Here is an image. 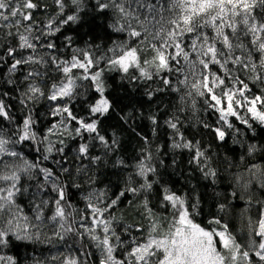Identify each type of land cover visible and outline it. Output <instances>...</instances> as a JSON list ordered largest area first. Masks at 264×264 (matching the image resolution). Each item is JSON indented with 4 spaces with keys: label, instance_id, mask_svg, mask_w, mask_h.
<instances>
[{
    "label": "snow or ice",
    "instance_id": "6c2138e0",
    "mask_svg": "<svg viewBox=\"0 0 264 264\" xmlns=\"http://www.w3.org/2000/svg\"><path fill=\"white\" fill-rule=\"evenodd\" d=\"M259 132L264 0H0V264H264Z\"/></svg>",
    "mask_w": 264,
    "mask_h": 264
},
{
    "label": "trees",
    "instance_id": "16d2710c",
    "mask_svg": "<svg viewBox=\"0 0 264 264\" xmlns=\"http://www.w3.org/2000/svg\"><path fill=\"white\" fill-rule=\"evenodd\" d=\"M86 27L82 28L81 31H86ZM108 83L111 85L109 88V94L112 98H115L117 101L121 103V107L123 104L128 103V100L125 98L126 97V89L128 88L127 82H124V86H121V81L119 80V77H115L114 79H110ZM139 97V94H137ZM145 110H147V105H145ZM208 119L212 120L214 118L209 117ZM117 123V116L113 114L112 118L109 120H106L104 122V127L108 128L109 133L113 130L111 126L116 125ZM142 125V131L144 132L145 135L149 137V139H152L151 136V130L148 122L145 121H140L138 122ZM118 135L121 138V142L124 146V152L121 153L125 155L126 158H128L129 163H133L131 157L135 156L136 153L139 151V148L142 146V142L139 140V137L135 136L134 134L131 133L130 129L128 128L127 125L124 126L123 129L118 130ZM160 136V139L156 140L155 143H163L166 140V133L162 130L161 133H158ZM186 135L189 136H195L196 139H201V136L204 135V139H208V135L205 134V130L202 128H190L186 132ZM261 141H264V132H259V135L257 137V140L251 141L253 143H259ZM229 144H231V139L229 138ZM237 151H239V147L237 146ZM186 157V154H185ZM256 162L259 163H264V160H260L259 157H256ZM189 169L186 166V162L184 164H181L178 168H169L167 172L165 173L164 179L168 180L170 182V185L173 188H179L182 191L187 190V188H191L193 185H196L198 182V174H194V176H189ZM111 180L114 184L116 183H121L122 184V179L121 177L117 175H111ZM200 191L201 189H197ZM154 200V204L155 199ZM211 203V201L205 200L204 208L205 211H207L208 204ZM158 206V204H156ZM123 207V206H122ZM131 219V218H130ZM241 225L239 221H237L234 225L235 229H240Z\"/></svg>",
    "mask_w": 264,
    "mask_h": 264
}]
</instances>
